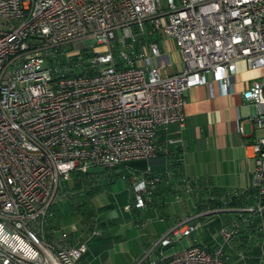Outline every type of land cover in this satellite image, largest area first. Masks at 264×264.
<instances>
[{
  "label": "built area",
  "instance_id": "2783aa9c",
  "mask_svg": "<svg viewBox=\"0 0 264 264\" xmlns=\"http://www.w3.org/2000/svg\"><path fill=\"white\" fill-rule=\"evenodd\" d=\"M0 17V264H75L86 245L68 238L74 227L47 228L59 179L153 158L159 132L183 125L185 91L209 80L226 91L238 61L263 71L241 94L264 130V0H0ZM154 35L172 41L175 71ZM84 44L106 49L83 55ZM250 148L253 202L235 211L261 217L264 134ZM150 171L124 176L125 208L145 207ZM239 220L218 226L223 242ZM199 230L196 217L173 224L138 264H228L200 243L163 255Z\"/></svg>",
  "mask_w": 264,
  "mask_h": 264
},
{
  "label": "crops",
  "instance_id": "0c3cea01",
  "mask_svg": "<svg viewBox=\"0 0 264 264\" xmlns=\"http://www.w3.org/2000/svg\"><path fill=\"white\" fill-rule=\"evenodd\" d=\"M151 38L158 40L160 51L167 54L172 62L171 70L175 71L179 56L172 41L167 38L158 39L155 35ZM262 72V69H248L242 61H238L232 83L230 86L226 84V91L221 92V84L210 80L207 86L195 85L185 91L183 125L179 127L172 123L165 131L159 132L156 154L140 170L149 168L151 174L158 175V181L155 182L145 207L142 210L131 208L133 210L130 213L143 217L144 230L148 229L158 238L173 224L189 218L196 217L200 226L204 225L212 218L209 214L213 211L221 212L220 224L236 220L239 212H229L234 208H215L209 211L203 209L204 199L211 192L214 193V198L219 193H234L243 197L242 202L246 206L252 204L250 176L253 158L250 146L257 137L264 134V130L254 126L252 118L256 107L251 101L244 99L241 91L248 82L261 76ZM98 172L100 169L91 167L86 176L94 177ZM100 176L102 175H97ZM126 183L128 201L130 191L128 192L127 180ZM185 187L190 190L186 192ZM209 191L210 193H206ZM126 203H123V208ZM113 204L118 208L122 205L121 202ZM239 221V232L243 235H251L256 230H261L262 233L264 212L261 217L253 213H242ZM132 223L135 224V221ZM125 224H129V219ZM195 243L210 250L216 249L201 241ZM152 253L150 258H155L156 252ZM247 258L250 264H255L253 256L248 255Z\"/></svg>",
  "mask_w": 264,
  "mask_h": 264
},
{
  "label": "rangeland",
  "instance_id": "374dc122",
  "mask_svg": "<svg viewBox=\"0 0 264 264\" xmlns=\"http://www.w3.org/2000/svg\"><path fill=\"white\" fill-rule=\"evenodd\" d=\"M4 21L6 20L0 17V29L5 28L3 26ZM78 49L81 54L86 53L92 56L93 52H102L106 47L104 45L84 44V47ZM147 160L149 159L128 161L115 169H104L95 173L96 176L87 177V181L81 180L83 191L92 187H96L98 190H95V194L88 196L87 208L82 213L74 209L70 212L65 203L67 198L70 200L75 195L74 189H69L72 182L76 180L74 178L75 173H69L65 178L59 179L52 204L58 203L60 205L63 216L54 217L48 223L50 227L47 228L53 229V234L56 235L67 232L69 227H74V231L71 234L68 233V238L73 241L84 242L86 245V252L75 264H138L142 254L156 241V234L151 233L148 229L144 230L143 217L139 218L136 213H130L133 210L131 207L125 208L127 204L131 203V196L128 190L129 198L127 201V183L124 176L143 169ZM113 171L117 174L112 175L111 172ZM97 175L102 176L97 177ZM73 200L75 201L76 197H73ZM115 202H121L122 205L118 208L116 204H113ZM123 203H126L124 208ZM54 206L55 204L50 207L53 208ZM55 212L58 213L59 210L55 209ZM220 214L221 212L210 213L209 216L212 218L206 219L207 222L204 225L201 224L199 233L183 237L180 241L165 247L163 255H169L192 243L201 241L206 246L220 248L223 254H226L228 264H250L248 255L254 257L252 260L255 264H263V231L261 233V230H256L251 235H243L238 232L230 240L223 242L217 233ZM127 219H129V224H125ZM133 221L135 224L132 223ZM92 227H94L96 234L90 236Z\"/></svg>",
  "mask_w": 264,
  "mask_h": 264
},
{
  "label": "trees",
  "instance_id": "16d2710c",
  "mask_svg": "<svg viewBox=\"0 0 264 264\" xmlns=\"http://www.w3.org/2000/svg\"><path fill=\"white\" fill-rule=\"evenodd\" d=\"M71 173H75L74 178H76V180L74 182H72V185L70 187L69 186L68 187L70 190L74 189L73 193L75 195L72 196L71 197L72 199H70V200L67 198L65 203H66V206L68 207V209L70 210V212H72V209H74V210H77L78 212L82 213L84 211V209L87 208L86 204H87L88 196L91 194H95V192L98 190H96L97 189L96 187H92V188L86 189L84 191L81 188L82 187L81 180L87 181L86 175L88 174V172H86V173L71 172ZM115 174H116V172L113 171V175H115ZM78 176H80V177H78ZM206 193H210V191L206 192ZM73 197H76L75 201L73 200ZM250 198L253 199V191L250 194ZM242 201H243V197L242 196L240 197L234 193L233 194L219 193L214 198V193L211 192L210 195L206 199H204L203 209L208 208L209 210H211V209H215V208H227V207H229V208H234L233 211H229V212H233V214H237V211H235V209L246 206V203L244 204ZM53 204H55V206L53 208L50 207V210H49L50 217H49L48 223L50 221H52V219L54 217L59 218L60 216L61 217L63 216V211L60 208V205H58V203L57 204L53 203ZM55 209H58L59 212L58 213L55 212ZM213 212H215V211H213ZM213 212H210V213H213ZM242 213H244V212H240V217H241ZM238 219H240V218L236 215V220H238ZM47 227H50V225L48 224ZM208 250H210V249H208ZM210 251H212V250H210ZM224 255H226V254H224Z\"/></svg>",
  "mask_w": 264,
  "mask_h": 264
}]
</instances>
